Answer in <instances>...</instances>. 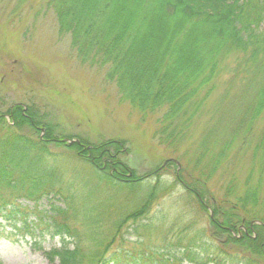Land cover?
I'll use <instances>...</instances> for the list:
<instances>
[{
  "label": "rangeland",
  "instance_id": "1",
  "mask_svg": "<svg viewBox=\"0 0 264 264\" xmlns=\"http://www.w3.org/2000/svg\"><path fill=\"white\" fill-rule=\"evenodd\" d=\"M165 38L148 39L152 40V60ZM198 43L190 53L184 48L182 54L193 56L196 52L197 58L201 56ZM230 53L228 50L224 56L228 58ZM81 54L91 57L98 53L94 49L84 53L81 49ZM182 54L177 67L185 70ZM80 56L71 44L70 34L58 28L49 0H0V116L12 124L11 115L5 111L19 106L30 117L18 119L22 120L21 126L0 128V143H28L29 147L34 143L32 152L38 149L48 154V183L53 182L52 191L37 203L25 197H17L15 203L34 212L37 206L49 209L51 205L66 209L67 215L70 212L68 222L76 229V236L66 239L70 244L79 240L84 256L106 246L107 254L159 253L177 257L182 264H233L229 258L235 253L237 257L231 260L244 263L241 256L246 254H242V249L224 243L229 236H241L247 228L244 232L235 229L233 233L217 228L207 197L198 200L186 188L200 186L201 179L189 162L197 157L204 132L217 125V134H211V141L219 143L230 136L243 116L236 96L240 93L244 97L240 85L222 69L198 113L195 109L185 118L188 135L174 152L168 143H160L155 134L161 112L141 113L127 95H121L114 80L105 78L109 63L102 57L96 62L82 61ZM137 85L135 82L134 87ZM245 96L249 97L245 98L247 103H253V88ZM250 121L252 135L245 143H251V147L264 145L263 118ZM106 141H111L109 148L115 151L114 159L128 167L121 169V175L113 171L114 167L105 170L100 162L92 160V165L77 158L80 153L87 157L82 153L87 145L81 142ZM246 151L237 158L242 168L251 148ZM22 161L25 166L37 164L33 158ZM59 189L63 194H58ZM151 189L149 203L139 214L131 213ZM206 191L217 196L211 184ZM5 192L0 188V193ZM34 212L27 218V225L38 223ZM256 224L246 232L251 237L258 233ZM14 225L18 227L20 220L0 218V262L50 264L44 251L59 247L60 238L53 233L34 234L29 228L19 231ZM201 250L210 254L197 258ZM215 250L223 255L221 259L213 256ZM187 254L191 256L187 258ZM263 263L259 257L249 262Z\"/></svg>",
  "mask_w": 264,
  "mask_h": 264
},
{
  "label": "trees",
  "instance_id": "2",
  "mask_svg": "<svg viewBox=\"0 0 264 264\" xmlns=\"http://www.w3.org/2000/svg\"><path fill=\"white\" fill-rule=\"evenodd\" d=\"M49 3L58 28L70 34L71 44L82 61L96 62L102 57L110 64L105 78L115 81L122 96L127 95V100L143 114L161 112L155 134L160 143H168L174 152L188 135L185 118L195 109L198 113L204 99L215 88L222 69L231 81L240 85L244 97L240 93L236 96L243 116L230 136L219 143L211 141V134H217V125L212 126V131L204 132L197 157L193 156L189 162L201 179L200 186L186 188L198 200L207 197L215 215L213 222L221 230L233 233L242 226L240 230L249 231V226L259 221L256 236L251 237L246 231L237 238L229 236L224 244L242 249L246 255L241 256L245 261L240 264H249L254 257L264 261V145L251 147V143H245L252 135L250 119L264 120V0H49ZM149 38L153 41L165 38L154 60L149 53L152 41ZM197 43L201 56L197 58L196 52L193 56L182 54L184 48L190 53ZM81 49L84 53L94 49L98 54L83 56ZM228 50L231 53L226 58L224 54ZM181 54L187 65L185 70L177 67ZM135 82L139 84L136 87ZM249 88H253L255 97L251 104L245 100L249 98L245 96ZM5 112L11 115L12 124L0 116L1 129L21 126L22 120L18 119L26 118L19 106ZM44 135L47 136L46 130ZM110 143H80L90 148L82 151L87 154L86 159L81 153L77 158L92 165V160L100 162L105 170L114 167L117 175H121L124 173L121 169L128 167L114 159L115 151L109 148ZM30 144L29 147L28 143H0V188L6 189L0 193V218L19 219L20 225H14L19 231L29 228L34 234H56L60 238L59 247L44 251L50 264H182L177 257L159 253L107 254L106 246L84 256L79 240L70 244L66 239L76 236V229L68 222L72 217L70 212L67 215L66 209L52 205L49 209L37 206L34 212L15 203L17 197L37 203L53 189V182L48 183L51 169L48 154L38 149L32 152L36 146ZM248 148L251 152L242 168L237 158L247 153ZM26 158L35 159L37 164L25 166L22 160ZM210 184L215 187L216 197L210 191L204 193ZM59 191V195L63 194ZM152 192L153 189L149 190L131 213L139 214L149 203ZM31 212L38 223L27 225ZM201 251L197 258L210 254ZM213 256L216 260L223 257L216 250ZM236 257L235 253L231 254L229 262L235 264L237 261L231 258Z\"/></svg>",
  "mask_w": 264,
  "mask_h": 264
},
{
  "label": "flooded vegetation",
  "instance_id": "3",
  "mask_svg": "<svg viewBox=\"0 0 264 264\" xmlns=\"http://www.w3.org/2000/svg\"><path fill=\"white\" fill-rule=\"evenodd\" d=\"M22 112H24V115H25L28 119H30V117L25 113V109H22ZM48 140H52V139H48ZM81 143H83V142H81ZM102 143H104V142H102ZM113 171H116V169L113 168Z\"/></svg>",
  "mask_w": 264,
  "mask_h": 264
},
{
  "label": "water",
  "instance_id": "4",
  "mask_svg": "<svg viewBox=\"0 0 264 264\" xmlns=\"http://www.w3.org/2000/svg\"><path fill=\"white\" fill-rule=\"evenodd\" d=\"M71 144V143H70ZM170 160H172V159H170ZM173 162H175V163H177L175 160H172Z\"/></svg>",
  "mask_w": 264,
  "mask_h": 264
}]
</instances>
